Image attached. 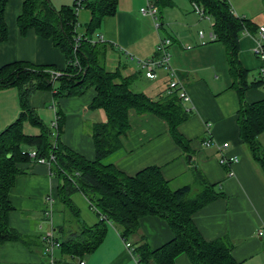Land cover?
Listing matches in <instances>:
<instances>
[{"label":"crops","instance_id":"0c3cea01","mask_svg":"<svg viewBox=\"0 0 264 264\" xmlns=\"http://www.w3.org/2000/svg\"><path fill=\"white\" fill-rule=\"evenodd\" d=\"M23 1L6 2L7 38L0 43V67L24 62L62 72L66 67L65 57L50 39L38 36L33 30L20 34L17 17L22 12ZM226 1L236 18L249 20L257 29L255 34L241 35L238 60L248 72V81L259 82L264 61L255 57L252 49L258 28L264 27V0ZM51 2L55 7V0ZM182 2L174 1V5L161 15L156 10L157 19L153 20L140 13L145 0H118L116 13L102 20L98 33L110 46L105 57L106 70L117 71L122 78L132 77V91L145 93L154 100L167 95L171 78L164 69H158L156 79H147L139 61L158 59V41L171 40V66L175 78L190 98L189 103L181 101L185 111H189L177 130L188 142L192 156H186L176 144L164 120L154 115L141 116L130 110L129 128L120 137L121 149L107 162L129 177L145 168L157 167L173 189L194 185L192 169H198L209 184L223 193L222 197L193 214V223L201 237L205 241L227 239L232 245L231 255L236 264H264V235H257L264 229V174L239 136L237 119L241 102L229 75L226 51L221 43L208 40L212 20L204 17L207 29L200 27L202 23L191 24L194 21L188 13L192 4ZM56 4L71 6L73 3L58 0ZM194 14L198 15L195 11ZM76 16L79 30L84 32L90 12L81 8ZM156 21L159 28L167 32L166 36L157 32ZM195 27L198 28L196 32ZM198 31L204 32L202 38ZM94 96L95 92L88 89L81 96L56 99L53 91L46 90L32 95L29 104L49 127L58 113L62 120L59 140L74 153L93 161L92 125L106 122L102 109H89ZM243 100L248 104L264 100V86L260 83L247 89ZM19 111L17 89L0 90V131L17 118ZM24 132L33 136L39 134V130L28 123L24 124ZM206 141H212L209 147L204 146ZM258 141L264 147V132ZM218 144H226V147L218 149ZM232 158L237 162L221 163V159L229 161ZM18 168L21 174L8 195L14 208L9 214V225L27 243L0 245V264H44L42 239L48 231L63 223L64 207L56 191L59 181L50 174L47 165L28 162L19 164ZM230 171L233 172L231 177L228 176ZM71 200L84 225L91 227L99 222L98 214L81 193L73 194ZM172 237L164 219L144 216L138 222L137 233L128 240H123L118 230L109 225L100 246L83 259L86 264H138L132 248L146 242L155 250ZM127 243L130 248L126 247ZM57 256L60 258V252ZM174 264L191 262L188 256L181 254Z\"/></svg>","mask_w":264,"mask_h":264},{"label":"trees","instance_id":"16d2710c","mask_svg":"<svg viewBox=\"0 0 264 264\" xmlns=\"http://www.w3.org/2000/svg\"><path fill=\"white\" fill-rule=\"evenodd\" d=\"M151 1L160 15L174 5L173 0ZM6 2L0 0V43L7 38ZM188 2L201 7L204 16L212 20L211 32L215 36L212 42L221 43L225 48L229 75L241 102L237 119L239 136L264 174V147L258 141L264 132V100L251 104L243 100L247 89L260 83L264 86V77L259 82H249L248 72L238 60L241 35L245 31L255 34L257 29L249 20L236 18L226 0ZM82 8L90 12V20L76 48L74 37L79 24L74 4L57 9L51 0H24L22 12L17 17L20 34L33 30L38 36L50 39L64 55L66 67L55 79L50 74L57 71L53 67L24 62L0 67V90L17 89L20 109L17 118L0 131V245L27 243L9 225V214L14 208L8 195L21 174L18 165L33 162L28 156L29 150L26 151L28 148L36 152L37 158L49 161L53 156L50 174L59 181L57 198L64 207L63 223L54 230L55 238L60 242V258L83 259L94 252L103 242L109 225L118 230L123 240H128L137 233L142 217L157 216L167 222L173 237L155 250L146 242L132 248L138 264H174L181 254L188 256L191 264H236L231 255L232 245L227 239L205 241L193 223L194 213L223 196L198 169H192L194 185L173 189L157 167L145 168L129 177L107 162L121 149L120 137L129 128L130 110L141 116L154 115L164 120L173 140L186 156L191 157L188 142L177 130L188 113L176 92L154 100L145 93L132 91V77L122 78L117 71L106 70L105 57L110 46L95 37L100 35L98 30L102 20L116 13L118 0H88ZM88 89L95 92L89 109H102L106 115L105 123L92 125L93 161L74 153L59 140L62 120L58 113L55 136L29 104L30 97L39 91H53L54 98L58 99L81 96ZM26 123L37 128L39 134H26ZM75 193H81L97 212L100 219L94 226L83 224L79 210L71 200Z\"/></svg>","mask_w":264,"mask_h":264},{"label":"built area","instance_id":"2783aa9c","mask_svg":"<svg viewBox=\"0 0 264 264\" xmlns=\"http://www.w3.org/2000/svg\"><path fill=\"white\" fill-rule=\"evenodd\" d=\"M88 0H73L74 4V11L77 12L82 8V5ZM194 11L200 16L205 17L203 14V9L195 4H192ZM140 13L142 15H147L151 17L153 20L157 19L156 16V9L151 0H146V6L140 9ZM160 24L156 21L155 28H159ZM84 32H81L78 26L75 29V37H74V47L76 48L79 44V41L82 38ZM245 34H250L247 31L244 32ZM198 35L200 38L204 36L203 31H198ZM215 36L211 32L209 34L208 40L214 41ZM96 40L99 42H104V39L101 35L96 36ZM171 46L170 39H160L156 46L157 52L159 53L158 59H149V60H140L139 64L144 71V75L147 79L154 80L157 78L156 70L164 69L168 76L171 78V81L168 84V89L166 94H171L172 92H176L179 99L184 103H189L190 98L188 97L185 89L182 87L180 81L175 78V72L171 66V54L169 52V48ZM252 53L255 57L264 61V27L260 26L258 28L257 36H255V45L252 49ZM262 77H264V70L261 71ZM52 79H55L61 75V72L58 71H51L50 72ZM189 110H187L188 112ZM50 128L53 130L54 135L56 136L57 131V117L51 124ZM212 141H206L204 146L209 147ZM226 144H218V149L225 148ZM29 158L36 164H42L49 166L50 161L53 160V156H50V160H46L44 158H37L36 152L34 150L28 151ZM227 162L233 164L237 162L236 158L229 159V161L225 159H221V163L226 164ZM228 176H233V172L230 171ZM259 237L264 235V229H260L257 232ZM43 249L42 255L44 259V264H86L84 259L77 258V257H67L65 259L59 258L55 256L56 250L60 252V242L56 240L54 230L48 231L43 237ZM127 248H130V244H126Z\"/></svg>","mask_w":264,"mask_h":264},{"label":"rangeland","instance_id":"374dc122","mask_svg":"<svg viewBox=\"0 0 264 264\" xmlns=\"http://www.w3.org/2000/svg\"><path fill=\"white\" fill-rule=\"evenodd\" d=\"M57 1L58 0H55V7L57 8V9H59L60 7H62V6H58V5H60V4H56L57 3ZM67 0H63V2H66ZM173 1H175V2H177V1H183L182 3H186L187 5H189V2H188V0H173ZM71 2L73 3V0H71ZM66 6H68V5H66ZM72 6V5H71ZM146 6V0H145V5H144V7ZM190 7V6H189ZM155 9H156V7H155ZM188 15H190L192 18H193V21L194 22H192L191 24H193V23H195V24H199V23H202V26H200V27H203V28H205V29H207L208 28V24H207V22H206V20L204 19V17H200V16H198V15H196V14H194V11H193V8L191 7V11L189 10V13H188ZM204 23H206V24H204ZM165 28V27H164ZM197 29L198 28H194V32H196L197 31ZM163 30L164 29H162V28H158V33L161 35V36H166L167 35V32H163ZM199 36V35H198ZM148 93V92H147ZM27 150H30V149H26V151ZM194 191L195 190H193V192L191 193V196H193L194 195ZM197 192V191H196ZM95 211V210H94ZM64 213V212H63ZM97 213V212H96ZM132 248V247H131ZM57 253H58V250H56V252H55V256L57 257ZM86 256H88V255H86Z\"/></svg>","mask_w":264,"mask_h":264}]
</instances>
